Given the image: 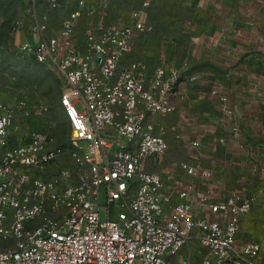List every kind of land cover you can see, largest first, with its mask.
I'll return each mask as SVG.
<instances>
[{"label":"built area","instance_id":"built-area-1","mask_svg":"<svg viewBox=\"0 0 264 264\" xmlns=\"http://www.w3.org/2000/svg\"><path fill=\"white\" fill-rule=\"evenodd\" d=\"M60 3L46 0L50 11ZM35 7L30 0L25 11L38 39L17 46L16 57L58 71L70 90L68 112L82 130L67 147H53L32 127L26 100L0 102V238L12 242L0 247V264H169L185 247L180 264H264L263 243L238 239L254 194L224 190L212 170L188 163V176L209 183L197 194L167 190L170 176L146 169L170 147L150 118L174 109L180 79L179 70L166 67L148 79L139 60L119 67L135 35L152 30L140 20L149 2L131 12L130 23L110 25L107 0H73L54 36ZM212 94L223 116H233L228 90L220 86ZM228 132L237 138L240 128L230 124ZM78 140L87 143L85 150ZM189 146L196 151L199 141L190 139ZM239 147L252 153L250 146Z\"/></svg>","mask_w":264,"mask_h":264},{"label":"crops","instance_id":"crops-1","mask_svg":"<svg viewBox=\"0 0 264 264\" xmlns=\"http://www.w3.org/2000/svg\"><path fill=\"white\" fill-rule=\"evenodd\" d=\"M23 6L19 22L23 29L19 26L11 41L15 48L38 39L28 29L26 1ZM36 6L46 7L38 15H46L50 24L46 4L36 0ZM107 10L104 18L110 24ZM130 17L129 10L116 12L110 25L130 23ZM140 20L152 30L135 35L119 67L142 61L148 79L159 67L180 72L174 109L150 118L157 120L170 147L164 156L147 161L146 169L162 178L170 176L167 190L188 189L197 194L209 182L188 176L183 168L188 163L212 170L224 190L234 189L227 186L232 179L240 184L235 189L254 194V201L264 203V189L249 186L253 179L264 184V0H150ZM58 28L47 34L57 35ZM220 86L228 90L234 109L229 118L220 112L212 94ZM230 124L239 126L237 138L228 132ZM175 134L179 139L173 141ZM220 137L225 138L224 144L217 142ZM190 139L199 141L196 151L189 146ZM240 145L250 146L252 153L246 154Z\"/></svg>","mask_w":264,"mask_h":264},{"label":"rangeland","instance_id":"rangeland-1","mask_svg":"<svg viewBox=\"0 0 264 264\" xmlns=\"http://www.w3.org/2000/svg\"><path fill=\"white\" fill-rule=\"evenodd\" d=\"M25 1L26 6L29 7L30 0H3L0 5V102L10 105L20 99L26 100L32 110V127L47 134L53 147H67L72 138H80L82 130L76 120L70 116L65 103L64 98L69 93V88L54 68L37 64L32 60L17 59L16 48L11 42L14 33L18 30L20 13ZM145 1L150 2V0H107L109 23L113 24L114 13L125 10L131 13L141 8ZM60 2L61 6L58 10L49 12L51 23L49 24V21L47 23L48 33L60 26L73 0H60ZM41 3L46 4V0H41ZM45 9L44 6L35 7L37 14L39 12L41 14ZM78 35H81V29ZM75 107L79 115L84 114L81 103H77ZM81 123L83 130H89L86 117L81 118ZM156 123L157 120L154 121V124ZM177 136L176 134L173 136V141L178 140ZM77 147L85 150L87 143L78 140ZM222 162H224L223 159ZM239 185L234 184L232 179L231 182H227V186L234 189ZM249 186L264 189L263 181L260 180H251ZM110 213V219H114L116 210L110 208ZM101 217H103L102 214ZM238 238L239 240L264 241V203L257 200L253 202L250 213L243 216L241 220ZM11 243L9 239L0 238V247H7ZM189 247H196V244L191 243ZM187 252L188 247H185L179 255L170 258L169 264H180L186 258Z\"/></svg>","mask_w":264,"mask_h":264}]
</instances>
